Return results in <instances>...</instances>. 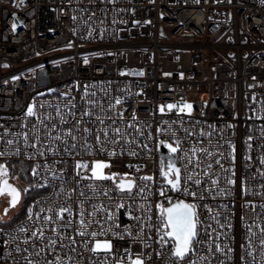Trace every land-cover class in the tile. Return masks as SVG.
<instances>
[{"label": "built area", "instance_id": "1", "mask_svg": "<svg viewBox=\"0 0 264 264\" xmlns=\"http://www.w3.org/2000/svg\"><path fill=\"white\" fill-rule=\"evenodd\" d=\"M16 23H22L23 28H13ZM141 71L142 76L138 74ZM116 97L124 102L116 105L115 110L109 109V103H114ZM181 99L193 105L190 113L167 108L163 113L159 111L160 105L175 104ZM85 100H94L97 104L88 105ZM34 101L49 128L52 121L46 117L55 118L58 127L54 133L62 128H74L75 120L81 119V112L91 111V118L83 117L86 122L83 126L101 128L102 125L95 122L100 117L105 120L103 127L108 129L110 140L114 136L113 128H119L122 134L116 144L106 145L115 151L113 156L98 150L95 154L85 153L79 148L73 155L62 148L56 155L47 154V163L53 170H64L65 190H76L70 197L72 224L66 228L57 225L43 228L45 235H52L53 239L59 235L75 240L71 245L68 239L58 240L56 255L71 256L79 264H114L117 259L130 264L129 253L125 251L128 249L132 259L139 254L144 264H172L171 241L161 247L160 233L155 230L159 217L156 205L167 206V200L159 191L163 187L165 195L172 197L173 202L193 198L182 190H172L167 178L161 175L162 163L167 165L170 159L162 160L165 150L168 156L175 158L182 177L191 174L194 168L197 173H209L201 176L200 186L188 182L192 190L198 191L197 239L201 241L195 244L196 253L188 259L197 264H206L200 257H206L210 264H264V246L260 243L264 240L261 232L264 196L260 195L264 190V176L260 175L264 172V165L260 164V158L264 157L262 0H0V137H3L0 151L5 150L7 140L18 141L8 146L10 150L14 151L17 146L21 150L20 155L0 157V163H7L8 178L14 176L15 186L21 190L28 188L12 209L3 212L0 207V229L4 230L0 232V264H27L28 259L44 264L45 259H54L51 250L35 255L47 240L34 238V248L32 240L24 243L29 233L14 231L21 221L22 226L31 230L43 223L36 218L38 223L33 225L25 214L18 217L28 194V207L35 212H39L40 207L51 205L58 210V206L69 204L66 191L56 197L53 195L56 189L51 186L29 187L43 183V171L34 177L31 168L36 162L43 164L45 158L29 159L33 149L25 148L23 135L16 134L27 132L33 143V125H36L43 136V127L36 117L27 116V106ZM57 106L66 124L59 123ZM69 108L75 113V119L68 114ZM74 134L78 138L84 135L82 131ZM249 136L253 138L251 141H247ZM88 139L91 143V135ZM177 139L180 148L176 153L170 152L165 143L160 144L163 140L176 146ZM228 141L235 145V176L232 178L236 183L233 186L226 183L231 173L223 171L220 165L213 164L211 169L204 167L210 158L203 152L192 155L191 164L184 159L186 154L191 155L194 147L213 153L219 149L223 157L212 159L219 158L223 168L229 169L233 161L228 155ZM247 156H251V160ZM197 158L201 162L199 167H195ZM76 160L88 161L90 165L94 160L109 162L110 172L118 174L116 179L95 181L97 187L108 189V196L94 197L85 187L92 181L76 177ZM84 173L91 175L90 169ZM144 176L153 179L142 180ZM244 177L248 178L246 185L242 183ZM48 178L52 179L51 172ZM129 178L135 180L130 193L127 189H116L119 179ZM211 179H218V185L211 186ZM145 185L148 187L143 195L147 201L141 199L138 191ZM245 187L250 191L246 192ZM229 188L228 194L218 191ZM81 191L84 197L79 196ZM201 194L203 199H199ZM80 199L85 200L87 213L92 211V204L99 209L102 203L104 209H110L114 216L112 222H106L103 209H99L96 219L105 222L104 227L111 223L114 231L124 235L123 239L111 234L97 237L112 241L111 255L107 258L87 251L82 238L74 231L79 227ZM121 202L125 206L117 209L116 205ZM45 214L48 213L41 216ZM67 221L65 213L60 224ZM146 223L152 228L145 227ZM126 227L132 237L124 234ZM90 230L99 232L100 227L92 224ZM138 233L146 244L132 242ZM12 236L17 238L13 240ZM88 242L94 243L91 238ZM217 245L223 251H218ZM17 246L21 251H16ZM25 248L27 251L23 250ZM72 248L76 251H71Z\"/></svg>", "mask_w": 264, "mask_h": 264}, {"label": "snow or ice", "instance_id": "2", "mask_svg": "<svg viewBox=\"0 0 264 264\" xmlns=\"http://www.w3.org/2000/svg\"><path fill=\"white\" fill-rule=\"evenodd\" d=\"M198 2V0H197ZM262 3H264V0H262ZM13 28H15V25H13ZM71 47V44L68 45ZM85 63H87V59H85ZM7 65H5L6 67ZM139 75H143L144 73L141 71L138 73ZM166 75H169L166 73ZM183 74L181 73V76ZM12 79H16V77H13ZM49 91H53V89H48ZM63 95H68V93H63ZM87 95V93H85ZM122 101L121 98L116 97L114 98V103H109L108 107L109 109L115 110V106L121 104ZM85 103L88 105H95L97 104L94 100H85ZM41 108L44 107V105H40ZM65 107H69V105H65ZM172 110V109H178L180 112H191L193 105L191 103H187L181 99L178 103H169L166 106L160 105L159 111L161 113L165 112V109ZM103 111V109H101ZM56 116L59 117V123L60 124H66L67 122L64 120L63 115L60 113V109L57 106L55 109ZM69 115H72L75 119V113L71 111V108H69ZM93 113L91 111H82L81 112V119L75 120L74 128H67V129H60L59 132L54 133L53 130L57 129L58 125L55 122V118L51 115H48L46 118L48 120H51V127L49 128L48 123L45 122V118L43 117L42 113H38L35 107V101L33 104H30L27 106V116L36 117L37 122L43 127V136L41 135V130L36 127V125H33V132H32V139L33 143H30L29 140V134L27 132L22 134H16V135H23L24 140V146L25 148H32L33 151L29 154V159L33 161H37L38 157L45 158V162L43 164L36 162L35 166L31 168V173L35 177L40 174L41 171H43L44 175L41 177L43 183H38L36 185H29V187H44L45 185L51 186L54 189H56L53 192V195L56 197H59L60 193L67 192L66 199H69V204L67 207L60 205L58 206V210L54 208L53 206L49 205L47 208L40 207L39 212H35L31 206L26 208V219L31 222V224L36 225L39 221H42L43 223L40 224V226L35 227V230H31L28 227L22 226L23 221L19 225H17L14 229L15 232L19 234L29 233V235L25 236L24 243L27 244L30 240L33 241L32 247H36L35 240L39 239L41 241L47 240V244L44 245V247L39 248L37 252L35 253L36 256H39L41 253H44L46 250H51L54 254V259L52 260H44V264H79V261H73V258L71 256L67 257H61L60 255H56V245L58 240L68 239L69 244H74L75 240L73 237H67V236H59L57 239H53L52 235H45V232L43 230L44 226H51V225H57L60 227H68L72 224V215H73V209L70 203V197L72 192L76 191L75 189H67L64 188L63 181L65 180L64 170L58 169L53 170L47 163V154L52 153V155H56L61 151V148L64 152L68 153L69 155L76 154L75 150L79 148L81 151L85 153H91L95 154L98 150L101 153H105L108 156L115 155L114 150H109L106 145L109 144H116L119 140L122 139V134L119 128H113L112 132L114 134L113 138L110 140L108 138V129L106 127H103L105 124V120L101 119L100 117L96 118V123L102 125L101 128L98 129H90L86 126H83L86 122L83 120V117H89L91 118ZM118 115L122 116V113H118ZM134 118V117H133ZM111 119V118H109ZM115 123V121H113ZM229 127H232V125H229ZM83 132V136L79 137L74 133H80ZM164 131H167L165 129ZM143 134V133H141ZM89 135L92 137V142H89ZM103 136V139L101 137ZM253 138L249 136L247 138V141H251ZM0 140H3V137H0ZM18 141L16 140H7L6 141V147L5 150L0 151V157L5 156H11V155H20V148L17 146L14 151L10 150L8 146H11L13 144H17ZM57 143H59V147L57 146ZM165 142L162 140L160 141V144H164ZM229 144V158L233 161L229 169H224L223 165L221 164V161L219 158L212 159L214 156L216 157H223V153L219 152V149L216 150L215 153L208 151L205 148H193L191 150V155L186 154L184 159H187L189 164L192 163V155H195L198 152H203L206 156L210 158V162L206 163L204 167L206 169H211L213 167V164L220 165L221 169L226 172H230L231 175L229 177H226V183L229 186L235 185L236 181L232 177L235 176V145L228 141ZM98 146V148H97ZM167 148L172 153H176L177 150L180 148V140L177 139L176 146H173L171 143L166 145ZM144 147H147V145H144ZM249 150L251 149V145H248ZM135 154V153H131ZM248 160H251V156H247ZM175 158H170L167 165H163L161 167V175L167 178V185L171 186L172 190L180 191L182 190L183 193L186 196H190L193 199L191 201H186L183 199H176L175 202H173L172 197L166 196L164 192V188L162 187L159 191L160 196H164L167 200V206L164 204H157L156 207L159 209V217H158V227H156V231L160 233V245L163 247L166 244H169V241H171V248H170V255L174 258L172 264H185V261L187 260V264H197V261L190 260L188 257L194 255L196 253L195 244L200 243L197 239V227L199 223V215H198V191L192 190L188 186V182H191L192 185L200 186L202 183L201 176H208V172L203 173H197L195 171V168L193 169V172L186 177H182L181 169L176 166L174 162ZM62 163V162H61ZM200 160L199 158L195 161V167L200 166ZM260 164L264 165V157L260 158ZM109 163H106L103 160H94L91 165L88 161L85 160H76L74 164V171L76 177H79L80 179H88L89 181H92V183L87 184L85 187L90 190L94 197L97 196H108V189L103 187H97L95 181H107V180H115L117 177V173L111 172V173H105L104 169L109 167ZM90 169L91 175H87L84 173V170ZM51 172L52 179L49 180L48 173ZM83 173V174H82ZM260 175L264 176V172H261ZM125 177L128 176L127 173L124 174ZM9 168L6 162L0 163V194H6L8 197H10V206L17 205L22 197V192H27L28 188H24L21 190L17 186H14L12 183L9 182ZM142 180L145 181H151L153 178L152 176H144L141 177ZM247 177H244L242 179V183L246 185ZM182 180L184 183L182 184ZM58 182V183H55ZM79 183V180L77 181ZM211 186H217L218 185V179H211L209 181ZM135 186V180L133 179H121L119 183L116 185L117 190H124L127 189L129 193ZM147 185L144 187H139V194H141V199L147 201V198L143 195L147 189ZM264 188V186H262ZM211 188L209 189V191ZM219 192L228 194L229 191H231V188L229 189H218ZM245 191H250L245 187ZM255 194V193H253ZM261 196H264V190L260 193ZM80 197H84V192L81 191L79 193ZM199 199H203V195L201 194L199 196ZM41 204L43 202H40ZM109 203H111V200H109ZM80 208H79V227L75 228L74 231H76L79 236L82 238L81 242L83 243L84 248L91 252L94 255H104L105 258H107L109 255H111L112 250V241L109 239H98V236H107L111 234L112 236L117 237L118 239H123L124 235L121 232H117L113 230V226L111 223H109L108 227H104L105 222H101L96 219V216L99 214V209H103L106 213V222H112L114 220L113 213L110 209H104L103 204L101 203L99 206V209L97 208V205L92 204L91 208L92 211L90 213H87V210L84 207L85 200L80 199L79 200ZM39 206V205H38ZM125 205L121 202L116 205V208H122ZM207 207V205H205ZM261 207L264 208V203L261 204ZM8 209H5V212H7ZM150 211V209H148ZM211 211V210H209ZM41 213H48L43 216H41ZM68 214V221L64 224H60V221L64 219V214ZM87 213L88 219H85ZM128 215H131V211H129ZM55 217V218H54ZM38 218V220L36 219ZM137 220H142L141 217H134ZM150 220V217L147 218ZM143 222V221H142ZM7 223V222H4ZM96 224L100 227V231H94L90 230L91 225ZM228 227H231L230 224L227 225ZM145 227L151 229L152 225L150 223H146ZM220 227H225V225H220ZM3 229H0V232H3ZM54 232L55 229H52ZM143 229H141V232ZM261 232L264 233V228H261ZM10 234V233H9ZM124 234H126L128 237H132V232L126 227L124 229ZM208 234L207 232L205 233ZM17 237L12 236V239L15 240ZM88 238H91L94 243L89 244ZM133 243H145L146 241L140 234H137V237L132 240ZM8 241H5V244H7ZM214 243V242H213ZM250 243V241H249ZM261 245L264 246V240L260 241ZM60 247L63 248L64 245L61 243ZM212 245L209 244V251H211ZM24 251H27V249H23ZM218 251H223V249L219 248V245H217ZM16 251H21V248L17 246ZM71 251L75 252L76 249L72 248ZM126 252L129 253L128 259L130 264H144L143 258L137 254L135 259H132L130 251L128 249H125ZM229 252H231V249H228ZM32 253H29V257H32ZM264 255V253H262ZM200 261L206 262V264H210V261L207 260L206 257H200ZM27 264H38V261L35 259H28ZM114 264H124L123 259H117L115 260Z\"/></svg>", "mask_w": 264, "mask_h": 264}, {"label": "rangeland", "instance_id": "3", "mask_svg": "<svg viewBox=\"0 0 264 264\" xmlns=\"http://www.w3.org/2000/svg\"><path fill=\"white\" fill-rule=\"evenodd\" d=\"M169 143H171V142L165 141L166 145ZM171 144L173 146H175L173 143H171ZM106 163H109V162H106ZM104 171H105V173H111L110 172V166L105 168ZM14 179L15 178L13 175H11L9 178V182L12 183L13 185H14V183H13ZM0 196L2 197V199L0 200V207L2 208L3 212H5V209H9V210L12 209V206H10V198L6 194H0Z\"/></svg>", "mask_w": 264, "mask_h": 264}, {"label": "water", "instance_id": "4", "mask_svg": "<svg viewBox=\"0 0 264 264\" xmlns=\"http://www.w3.org/2000/svg\"><path fill=\"white\" fill-rule=\"evenodd\" d=\"M15 28H16V30H20V29L23 28V24H22V23H16ZM167 157H169V158H173V157H171V156H168V154H167L166 151L164 150L162 160L165 161V159H166ZM174 162H175V160H174ZM175 164H176V163H175ZM120 180H121V179L118 180V183H119ZM118 183H117V184H118ZM14 186H15V185H14ZM15 206H16V205H15ZM12 207H14V206H12Z\"/></svg>", "mask_w": 264, "mask_h": 264}, {"label": "trees", "instance_id": "5", "mask_svg": "<svg viewBox=\"0 0 264 264\" xmlns=\"http://www.w3.org/2000/svg\"><path fill=\"white\" fill-rule=\"evenodd\" d=\"M29 200H30V198H29V194H28L27 195V198H26V200H25V202H24V204L22 206V209L20 211V214L18 216L19 218L22 217L25 214L26 208L28 207Z\"/></svg>", "mask_w": 264, "mask_h": 264}, {"label": "flooded vegetation", "instance_id": "6", "mask_svg": "<svg viewBox=\"0 0 264 264\" xmlns=\"http://www.w3.org/2000/svg\"><path fill=\"white\" fill-rule=\"evenodd\" d=\"M10 198V197H9Z\"/></svg>", "mask_w": 264, "mask_h": 264}]
</instances>
